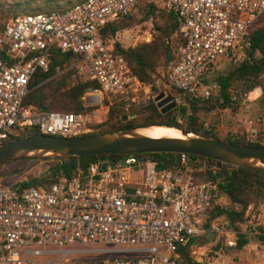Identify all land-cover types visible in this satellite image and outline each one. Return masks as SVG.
<instances>
[{
  "label": "built area",
  "instance_id": "2783aa9c",
  "mask_svg": "<svg viewBox=\"0 0 264 264\" xmlns=\"http://www.w3.org/2000/svg\"><path fill=\"white\" fill-rule=\"evenodd\" d=\"M148 1L177 16L183 44L166 68L164 88L190 99L219 94L208 75L222 60L247 58L250 32L264 16V0H83L64 11L0 20V144L31 127L58 137L91 133L88 123L104 121L114 103L153 99L155 84L142 82L115 52V39L101 36L106 24ZM55 62L53 74L31 85ZM68 71L74 80L98 83L82 96L88 111L24 104L33 88ZM220 168L187 153L171 168L129 154L94 159L49 184L0 187V264H184V247L198 262L206 244L233 249L245 231L223 215L209 216L226 204Z\"/></svg>",
  "mask_w": 264,
  "mask_h": 264
},
{
  "label": "trees",
  "instance_id": "16d2710c",
  "mask_svg": "<svg viewBox=\"0 0 264 264\" xmlns=\"http://www.w3.org/2000/svg\"><path fill=\"white\" fill-rule=\"evenodd\" d=\"M39 1H41L43 5L33 7L36 2ZM81 1L83 0H26L24 3L15 1L7 5L8 13L5 15L14 18L19 16L20 13L23 14L33 10H42L45 12L64 11ZM157 3L159 2L148 1L139 3L135 10H140V18L135 17L132 11L126 16L106 24L101 30L102 38H113L118 31L130 28L152 18L154 24L152 39L149 42L126 48L115 42V52L126 60L131 70L144 83H152L153 74L156 73L161 66L167 68L174 58V53L183 44V37L179 33L175 34L178 28V19L175 12L167 9L165 6L160 7ZM1 8L2 4L0 3V12H3ZM0 20L6 21L8 19L1 18ZM249 39L247 58L237 62L235 65L236 67L228 74L219 75L216 78V81L220 84L219 94L207 99L201 97L190 99L186 92L172 88L183 98L189 106L190 112H187L184 105H178L166 113H162L151 98L137 110L128 112V109L131 108L130 106L134 104L128 105L124 101H119L110 107L104 121L98 123L90 121L88 123V125L93 128L91 133L75 136L149 127L153 125H166L176 127L183 132L215 137L236 145L264 146L258 140L251 141L246 139L245 135L221 139L214 133L212 128L205 127L204 120L198 115L201 111L209 112L216 107L225 108L237 104V98L232 97L231 92L234 80L236 82L244 81L246 83L245 93H249L259 86L264 93V86H261V78L264 75V22L251 30ZM255 53H258V56H256ZM55 64L56 62L53 65L51 64V68L48 72L37 75L33 79L31 85H36L40 83L43 78L53 74ZM72 73L73 71L65 72L57 78L36 86L27 94L24 104L26 106H32L36 111H63L67 113L88 111L89 109L84 106L82 96L85 91L95 89L99 85L95 80L76 79L72 81L70 79ZM165 74L166 71L163 78L164 82H167ZM125 116H127L126 119H124ZM177 117L182 118V124L178 122ZM40 134L38 128L31 127L23 130L22 134L18 137ZM13 138L7 139L6 141ZM137 155L145 159L157 161L159 167L171 168L177 162L180 153L154 152ZM121 156L123 155L108 154L66 158L58 157L59 161L50 166L49 173L45 178L25 179L21 181V184H49L53 182L58 173H70L75 171L78 167H86L94 159H116ZM205 159L212 161L210 158ZM218 164L221 168L216 174V178L220 189L226 199L234 206L223 208L216 207L209 211V216L212 218L214 216L223 215L232 228L239 230L240 225L245 220L247 207L250 204L257 205L264 199V170L240 167L219 161ZM235 206H237V208H235ZM254 230L259 232L257 234V239L264 245V227L258 225ZM247 243L248 240L245 236L239 235L236 248L240 250ZM214 248L218 249L219 245H216ZM179 253L184 264H205L194 260L190 255L188 247L182 248Z\"/></svg>",
  "mask_w": 264,
  "mask_h": 264
},
{
  "label": "rangeland",
  "instance_id": "374dc122",
  "mask_svg": "<svg viewBox=\"0 0 264 264\" xmlns=\"http://www.w3.org/2000/svg\"><path fill=\"white\" fill-rule=\"evenodd\" d=\"M19 1L24 3L26 0H0L2 4L0 12V19L12 17L6 16L7 5L12 2ZM64 3V2H61ZM41 1L36 2L33 7L41 6ZM158 6H162L161 3H157ZM159 8V7H158ZM42 10H33L27 13H20L19 16L27 14L44 13ZM135 17L140 18L141 12L139 9L132 12ZM154 18V17H153ZM264 22V16L260 19L259 24ZM154 21L150 18L147 21L141 22L130 28L118 31L113 37L117 43L122 47H132L141 43H147L152 39ZM258 56V53H255ZM238 61L234 60H222L208 75L209 81H216L219 75L228 74ZM166 71L165 66L158 68L156 73L153 74V84L156 86V92L166 89L167 95L172 96V99L176 101V106L184 105L187 112H190L189 106L183 100V98L173 89L164 88L165 82L163 75ZM43 78V77H42ZM74 81L73 78H70ZM246 83L244 81L236 82L234 80L231 88L232 97L237 98L238 103L227 106L225 108L216 107L209 112H199L198 115L205 122V127L212 128L214 133L221 139L226 137H234L245 135L246 139L251 141L258 140L264 145V93L258 88V90L252 94H259L254 100H249L246 92ZM261 86H264V75L261 78ZM260 87V86H259ZM257 88V87H256ZM139 103L130 106L133 111L137 110L140 106L147 103L148 100H139ZM135 105H139L138 108ZM129 108V109H131ZM128 109V112H129ZM180 124L183 123L182 118L177 117ZM95 123L100 121V118H95ZM19 133L18 136L22 134ZM17 136V137H18ZM59 161L58 158H47L41 160H19L11 162L7 165L0 166V187L12 185L18 181L33 178H45L50 170V166ZM224 207H233L234 205L226 199ZM237 208V206H235ZM258 225L264 227V199L257 205L250 204L245 212V220L240 225V230L245 231V238L248 243L240 250L235 248L220 247L215 249V245L207 246V250L203 254H196L195 256L201 258V262L205 264H264V245L257 239V234L254 233L257 230L254 228ZM111 247V246H109ZM203 252V250L201 251ZM87 259H82L85 261Z\"/></svg>",
  "mask_w": 264,
  "mask_h": 264
},
{
  "label": "water",
  "instance_id": "95a60500",
  "mask_svg": "<svg viewBox=\"0 0 264 264\" xmlns=\"http://www.w3.org/2000/svg\"><path fill=\"white\" fill-rule=\"evenodd\" d=\"M153 101L162 113L173 109L172 96L158 93ZM136 108L139 105H135ZM130 112L133 109H129ZM127 116L124 117L126 119ZM156 126V125H153ZM178 130L183 137H151L141 132L143 128L116 130L85 136L58 137L52 135H27L0 144V166L19 160H41L58 157H81L108 154H142L154 152L187 153L240 167L264 170V146L236 145L215 137L196 135ZM213 233L205 235L211 241Z\"/></svg>",
  "mask_w": 264,
  "mask_h": 264
},
{
  "label": "bare ground",
  "instance_id": "6f19581e",
  "mask_svg": "<svg viewBox=\"0 0 264 264\" xmlns=\"http://www.w3.org/2000/svg\"><path fill=\"white\" fill-rule=\"evenodd\" d=\"M141 132L154 138L162 137V136L183 137V135L178 130L165 126H159V125L152 126L149 128H143L141 129Z\"/></svg>",
  "mask_w": 264,
  "mask_h": 264
}]
</instances>
